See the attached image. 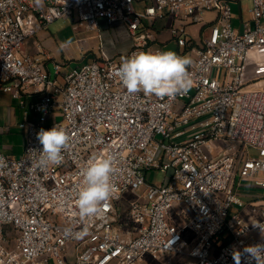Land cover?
I'll list each match as a JSON object with an SVG mask.
<instances>
[{
  "label": "built area",
  "instance_id": "obj_1",
  "mask_svg": "<svg viewBox=\"0 0 264 264\" xmlns=\"http://www.w3.org/2000/svg\"><path fill=\"white\" fill-rule=\"evenodd\" d=\"M236 1L241 5L0 0V86L24 109L19 126L26 139L19 157L0 151V264H171L168 256L175 254L186 256L178 264H236L234 251L264 243L252 225L264 222L258 201L264 197L246 202L238 188L245 179L264 188V175L258 177L264 172V86L248 87L264 71L245 70L249 53L264 49V0H251L250 17L240 27L234 23ZM207 13L214 16L194 39L189 25ZM75 16L98 31L99 52L65 72L68 65L56 62L52 79L49 52L41 44L32 52L29 41L51 22ZM165 17L172 18L171 38L191 52L192 87L174 99L129 94L113 73L122 57L163 50L155 24ZM102 19L129 31L132 46L125 54L104 50ZM55 125L69 142L60 165L42 167L37 133ZM103 156L114 160V194L103 219H82L79 173ZM152 169L165 172L162 183L148 182ZM128 189L137 198L124 210L118 201ZM233 205H259L260 218L231 213ZM124 225L136 231L133 237ZM240 264H247L246 256Z\"/></svg>",
  "mask_w": 264,
  "mask_h": 264
},
{
  "label": "rangeland",
  "instance_id": "obj_2",
  "mask_svg": "<svg viewBox=\"0 0 264 264\" xmlns=\"http://www.w3.org/2000/svg\"><path fill=\"white\" fill-rule=\"evenodd\" d=\"M141 4L137 3L136 8L140 9ZM242 6V8H241ZM233 13L235 18L240 14L241 10L244 14V18L248 19L250 16V7L251 0H242L241 5L236 1L232 2ZM239 16H237L238 18ZM205 20L198 23H192L189 25L190 34L194 39H197L201 36L202 29L206 26V22L211 19L210 14H205ZM172 22L171 17H165L164 19L158 21L155 24V29L159 41L165 36L167 37L166 42L163 44V50H172L181 56H191L190 50L184 51V47H179L177 41L172 39L169 33V25ZM119 23L108 24L105 19L100 20V32L102 34L101 41L105 40V49L110 53V56L122 55L121 48L124 46V43H129L131 35L128 31H125L123 27H120ZM98 34V31L88 30L84 23L78 20L75 16V19L72 18H59L51 22L46 28L42 29L37 33V38L42 42L43 47L49 50L55 56L56 61L65 63L66 67H62V71L65 72L69 70L70 64H79L81 61L90 58L91 51L83 49L81 51V45L83 47H88L92 49V52H97L100 41L95 35ZM84 38L89 41H84L79 43L78 39ZM161 38V39H160ZM32 40V39H31ZM30 40V41H31ZM29 41V44H30ZM79 46V47H78ZM33 52V51H32ZM37 52V51H35ZM34 52V53H35ZM70 53L73 55L71 56ZM115 53V54H113ZM69 54V55H67ZM75 54V55H74ZM250 59L246 64V72H261L264 71V49L253 50L249 53ZM49 68L51 71V78H56V70L54 62H49ZM264 86V77L260 78L258 81H253L248 86L249 88H260ZM0 127L8 123V119L12 118L13 122L17 123V120L20 118V123L25 120L24 118V109L21 108L15 98L12 97L10 92L0 91ZM10 110V112H9ZM22 114V115H21ZM6 127V126H5ZM25 134L24 130L18 125L12 126L10 133H2L0 131V149L8 155H20L19 153L24 149L25 146ZM251 154H255L254 150L251 149ZM264 172H260L258 177H262ZM165 172L160 169H152L147 172V180L153 184H160L165 179ZM243 199L247 202L258 197H264V188L255 186V179H245L243 184L238 187ZM137 198V194L131 189H128L124 194L121 200L118 201L119 207L121 209H127L129 202ZM259 204L264 203V199H259ZM240 210L242 216L246 220L257 221L260 218L259 205L256 206L255 210L247 205L245 208H240L236 205H233L231 208V213ZM123 228L125 235L128 237H133L136 231L130 225H124ZM171 260V264H178L179 262L186 259L185 255L175 254L168 256ZM158 261H154L152 264H156Z\"/></svg>",
  "mask_w": 264,
  "mask_h": 264
},
{
  "label": "clouds",
  "instance_id": "obj_3",
  "mask_svg": "<svg viewBox=\"0 0 264 264\" xmlns=\"http://www.w3.org/2000/svg\"><path fill=\"white\" fill-rule=\"evenodd\" d=\"M192 60L172 50L140 51L121 58L113 75L129 94L154 95L160 99H174L186 94L192 87L188 68ZM37 139L42 145L40 166L60 165L62 151L69 136L63 127L55 125L50 130L40 129ZM114 160L111 156L92 158L80 170L81 183L76 193V207L82 219H103L105 208L114 194L112 175ZM264 236V222L252 224ZM246 256L247 264H264V243L247 246L233 252V259L240 264Z\"/></svg>",
  "mask_w": 264,
  "mask_h": 264
},
{
  "label": "crops",
  "instance_id": "obj_4",
  "mask_svg": "<svg viewBox=\"0 0 264 264\" xmlns=\"http://www.w3.org/2000/svg\"><path fill=\"white\" fill-rule=\"evenodd\" d=\"M208 14H210V17L212 18L213 16H214V13H208ZM237 16H239L238 18H237ZM236 16V18L234 19V23L237 25V26H239L240 27V22H241V19L242 18H244V14H243V12H242V10H241V12H240V14H238ZM250 17V16H249ZM119 24H117V26H118ZM119 27H120V25H119ZM121 27H123L124 29H125V31H128L123 25H121ZM129 32V31H128ZM103 38V37H102ZM132 39V38H131ZM161 39V38H160ZM166 40H167V37L165 36L164 38H162L161 39V42H166ZM86 41H89L88 39L86 40ZM85 41V42H86ZM105 40H103V42H102V44H103V48H104V50L108 53V54H110L108 51H107V49H105ZM39 44H41L42 45V42L39 40V38H37V36L36 37H34V38H32V40L30 41V44H29V47H30V50L31 51H33V52H35V51H38V45ZM131 46H132V40L128 43H124V46L121 48V51H122V53L121 54H125L130 48H131ZM42 47H43V45H42ZM44 49H47V48H45V47H43ZM97 48H98V45H97ZM81 49L83 50V49H85V50H90L91 52V56H90V58L91 57H93L95 54H97L99 51L97 50V52H92V49H89L88 47H83L82 45H81ZM81 50V51H82ZM48 52H49V50H48ZM113 54H115V53H113ZM67 55H69V54H67ZM70 55L72 56L73 54L72 53H70ZM75 55V54H74ZM51 61H53L54 62V65H55V63L56 62H58V61H56V58H55V56L51 53V58H48V59H46L45 60V62H46V65H47V67H48V69H49V71H50V68H49V62H51ZM84 61V60H83ZM82 62V61H81ZM60 63V62H59ZM61 63H63V62H61ZM51 72V71H50ZM0 91H3L4 92V90L3 89H1V86H0ZM6 92V91H5ZM11 94V93H10ZM12 95V94H11ZM13 97V96H12ZM29 99H31V98H29ZM0 104H1V102H0ZM9 112H10V110H9ZM22 115V114H21ZM29 117H33L34 116V114L32 113V112H30L29 113V115H28ZM0 121H1V118H0ZM8 123L6 124V125H3V126H1L0 127V131L2 132V133H10L11 132V129H12V126L14 125V126H16V125H18L19 126V124H20V118H19V120H17V123L16 122H13V120H12V118H9L8 120ZM6 126V127H5ZM20 127V126H19ZM0 151H2L1 149H0ZM23 151H24V149L19 153L20 155L23 153ZM3 152V151H2ZM20 155H18V156H16V155H12V156H16V157H19Z\"/></svg>",
  "mask_w": 264,
  "mask_h": 264
}]
</instances>
